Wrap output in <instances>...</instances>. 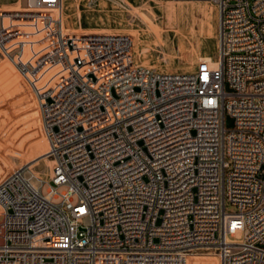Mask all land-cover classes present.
I'll return each instance as SVG.
<instances>
[{"label": "built area", "instance_id": "1", "mask_svg": "<svg viewBox=\"0 0 264 264\" xmlns=\"http://www.w3.org/2000/svg\"><path fill=\"white\" fill-rule=\"evenodd\" d=\"M23 1L0 10V53L54 165L0 180V264H264V0H208L219 51L188 73L138 63L128 35L69 31L62 0Z\"/></svg>", "mask_w": 264, "mask_h": 264}, {"label": "rangeland", "instance_id": "2", "mask_svg": "<svg viewBox=\"0 0 264 264\" xmlns=\"http://www.w3.org/2000/svg\"><path fill=\"white\" fill-rule=\"evenodd\" d=\"M23 4V0H0V10H20ZM188 5L193 6L190 13L177 11L176 16H171L166 12V6ZM203 6L210 8V18L200 10ZM217 9L208 0L189 4L174 0H62L63 27L69 31L128 35L138 63L160 71L186 73L201 58L215 60L220 19ZM226 90L230 91L227 86ZM224 125L232 129L233 118L225 115ZM47 151L36 98L26 80L0 53V180L20 167L48 180L54 162L47 157ZM24 178L34 188H41V182L29 171H24ZM47 188L42 186L43 194ZM65 190L66 187L58 189ZM225 210L238 211L229 202ZM243 235L237 231L232 239L241 240ZM188 264L217 263L213 258L198 257Z\"/></svg>", "mask_w": 264, "mask_h": 264}, {"label": "bare ground", "instance_id": "3", "mask_svg": "<svg viewBox=\"0 0 264 264\" xmlns=\"http://www.w3.org/2000/svg\"><path fill=\"white\" fill-rule=\"evenodd\" d=\"M200 1V0H199ZM183 3H190V2H183ZM193 10V6H190V5H188V6H180V7H178V8H174L173 6H166V12L168 13V15H173V16H176V12L177 11H186L187 13H190L191 11ZM200 10L201 11H203L204 12V14L208 17V18H210V16H211V11H210V8H208L207 6H203V7H201L200 8ZM212 10V9H211ZM218 10V12H220V10H219V8L217 9ZM164 11V10H163ZM169 21V20H168ZM218 47H217V54H218V51H219V39H218V45H217ZM40 126V125H39ZM40 130V129H39ZM47 157H49V158H52L51 156H49V155H47ZM53 160V159H52ZM53 162H54V160H53Z\"/></svg>", "mask_w": 264, "mask_h": 264}]
</instances>
